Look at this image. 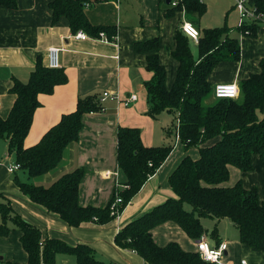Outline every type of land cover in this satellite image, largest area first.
<instances>
[{
    "label": "crops",
    "instance_id": "obj_1",
    "mask_svg": "<svg viewBox=\"0 0 264 264\" xmlns=\"http://www.w3.org/2000/svg\"><path fill=\"white\" fill-rule=\"evenodd\" d=\"M51 1L17 0L15 9L0 5V116L7 117L15 102L16 95L11 92L14 81H28L39 57L48 67V50L52 46L61 48L60 68L66 72L67 81L56 86L53 93L40 95V106L36 109L26 145L39 142L64 115L76 111L80 99L94 96L98 103L99 96L108 90L117 94L119 100L107 99L103 110L85 111L78 139L68 144L58 167L37 178L35 183L48 186L63 174L83 168L81 204L104 207L116 189H123L127 182L126 173L118 162V131L121 127L138 128L146 145H173L174 149L115 219L106 224L89 221L70 226L22 194L16 175L20 180H26L27 173L22 168L13 172L9 170V164L16 161L8 151L7 141H3L0 142L2 200L10 201L14 214L18 213L38 226L44 237L61 238L72 245L90 244L96 258L104 262L150 264L137 251L118 245L116 235L123 225L162 204L169 197H176L169 177L182 158L190 153L183 149L180 139L177 140V115L168 111L158 115L150 112L146 84L153 73L148 68L147 57L153 51H139L135 47L136 43L159 38L160 47L156 51L167 73L175 72L176 77L179 62L173 56V51L177 45V32H183L184 23H191L201 33L206 28L228 26L229 34L239 40L241 58L239 61H223L235 64L233 73L215 76L213 71L210 81L213 86L220 82L239 84L241 78L260 70V61L264 58V24H257L255 33H244L238 26L240 13L235 0H229V6L217 0V12L212 14L209 2L213 0H201L207 6L204 14L186 10L184 4L181 10L171 14L173 6L170 0H108L87 7L86 13L93 25L115 27V34L109 37L107 32L101 31L109 39L104 41L81 29L77 32H85L89 37L76 39L73 35L77 32L71 29L67 18L62 17L53 23ZM190 40L194 52H197L196 42ZM171 84L168 86L171 87ZM132 94H136L137 98L125 105L123 101ZM198 154L199 151L192 150L190 155L197 157ZM254 165V170L243 172L241 179L246 187H258L260 199L264 201V165L259 156L254 157ZM233 167H230V173ZM234 183L228 181L227 184ZM222 219L227 221L228 227H236L229 218H214L213 228L202 237L212 245L221 242L228 244L223 263L243 264L242 261L246 260L245 264H264V249L242 242L235 227L230 238L227 228H221ZM3 222L0 212V224ZM7 224L9 233L0 235V264L27 263L29 255L22 244V230L13 220H8ZM215 227L218 228L217 238L211 235ZM152 234L160 245L178 241L183 249L197 251L198 240L192 239L175 221L154 227ZM56 264H77V258L74 254L59 253Z\"/></svg>",
    "mask_w": 264,
    "mask_h": 264
},
{
    "label": "trees",
    "instance_id": "obj_2",
    "mask_svg": "<svg viewBox=\"0 0 264 264\" xmlns=\"http://www.w3.org/2000/svg\"><path fill=\"white\" fill-rule=\"evenodd\" d=\"M108 0H52L53 23L62 17L68 19L74 32L85 30L94 36L101 31L115 34V27L93 25L86 8ZM259 10L264 11V0H253ZM206 12L207 6L201 0H182L171 8V14L181 10ZM0 5L15 9L17 0H0ZM258 25H245L255 33ZM228 26L206 28L200 32L195 54L190 38L178 31L173 56L179 66L171 85L167 84V71L161 62L159 38L136 43L139 51L151 52L148 68L153 76L146 84L150 112L158 115L164 111L177 115L176 133L185 151L198 148L199 154L185 155L169 180L176 197H169L152 210L123 225L116 235V243L137 251L152 264H208L198 251L183 249L178 241L166 245L158 244L152 234L154 227L167 221H175L194 240L207 232L203 217L229 218L238 228L240 240L253 247L264 249V201L260 199L256 186L246 187L243 180L233 185L230 167L242 172L254 170V157L259 156L264 165V58L260 70L252 72L239 82L238 98H217L210 76L223 61H239L241 46L239 40L229 34ZM67 81L66 72L46 67L37 59L28 81H14L11 92L15 102L7 117L0 116V142L7 141L8 151L16 163L27 173L26 180L16 181L22 194L29 200L59 216L70 226H79L93 221L106 224L118 215L113 213L112 204L117 196L120 213L140 191L148 178L153 175L172 153L173 145H146L138 128L121 127L118 131V162L126 173L125 188H117L110 202L104 207L82 205L80 183L83 168L67 172L51 185L35 183V180L56 169L61 163L68 144L78 139L85 111L101 110L94 96L80 99L76 111L64 115L39 142L26 145V138L32 128L36 109L40 106V95L51 94L56 86ZM1 157V156H0ZM1 159V158H0ZM0 212L4 222L0 224V235L9 233L8 220L22 230V244L29 255L27 263L7 262L6 264H56L59 253L74 254L77 264H116L96 258L94 248L87 243L72 245L61 238L44 237L41 229L14 214L10 201L2 200ZM192 206L187 209L185 204ZM211 235L218 237L215 227Z\"/></svg>",
    "mask_w": 264,
    "mask_h": 264
},
{
    "label": "built area",
    "instance_id": "obj_3",
    "mask_svg": "<svg viewBox=\"0 0 264 264\" xmlns=\"http://www.w3.org/2000/svg\"><path fill=\"white\" fill-rule=\"evenodd\" d=\"M181 0H170L171 5L177 6ZM235 4L240 13V20L238 26L242 29L245 25H257L264 24V11L259 10L257 6L253 3V0H235ZM183 32L193 39L195 42H198L200 37V31L193 26L191 23H184ZM246 34L250 33L249 29L245 30ZM76 39H86L89 35L85 32H77L73 35ZM100 40L109 41L105 32H100ZM61 48L52 46L48 50V67L58 68L60 67L59 54ZM214 95L217 98H238L240 95V87L237 82H220L214 86ZM137 98L136 94L130 95V97L123 101L125 105H129ZM107 99L119 100L117 94L105 90L101 96L98 98V104L101 107V110L104 109V103ZM177 140L180 139L178 133H176ZM9 170L11 172L21 168L19 163L9 164ZM126 187V184L123 188ZM123 201L121 196H117L116 200L112 204L113 213L117 215L120 214L119 204ZM228 244L226 242H221L219 245H212L208 239L202 237L197 241V251L200 254V257L206 261L208 264H224L223 258L227 251ZM243 264L246 263V260L242 261ZM152 264V263H150Z\"/></svg>",
    "mask_w": 264,
    "mask_h": 264
},
{
    "label": "rangeland",
    "instance_id": "obj_4",
    "mask_svg": "<svg viewBox=\"0 0 264 264\" xmlns=\"http://www.w3.org/2000/svg\"><path fill=\"white\" fill-rule=\"evenodd\" d=\"M215 3H217V0H213V1H210L209 2V7H210V14H212L213 12H217V5L215 4ZM219 3V2H218ZM230 3V1L229 0H221V2H220V4H223V5H228ZM229 6V5H228ZM227 6V7H228ZM205 20H208L207 18H205ZM221 24H222V22H221ZM220 24V25H221ZM194 41V40H193ZM197 43V42H196ZM194 44V43H193ZM249 51H250V49H249ZM195 54H197V52H195ZM234 69H235V64L234 63H228V62H221V63H219L218 64V66L216 67V69L214 70V73H215V76H219V74L220 73H222L224 76H228V75H230L231 73H233V71H234ZM168 72V71H167ZM169 78V79H168ZM174 78H175V72L173 73H171V74H168L167 73V83L170 85L171 83L173 84V80H174ZM241 80H243L242 78L240 79V81ZM171 84V85H172ZM215 84V83H214ZM167 118H168V116H167ZM3 141H1V143H2ZM183 149H184V147H183ZM199 151V149L198 148H192L191 150L189 149L188 151H189V153L191 154V151ZM193 155V154H192ZM243 174V172L239 169V168H237V167H233L232 168V173H231V178L229 179V183H234L235 181H236V179H237V177L239 178V179H241V175ZM243 179V178H242ZM185 206H186V208L187 209H191L192 208V206L190 205V204H188V203H186L185 204ZM216 220H214V218L213 217H203L202 218V222H203V224L204 225H206L205 227L207 228V231H209L210 229H211V227L213 228V224H214V222H215ZM227 224V221L225 220V219H222L221 220V228L222 227H224V228H227V231L229 232V237L231 238L232 237V232L234 231L233 230V228L235 227H233V225H229V227L226 225ZM236 229L235 230H237V231H235V232H239V230H238V228L237 227H235Z\"/></svg>",
    "mask_w": 264,
    "mask_h": 264
}]
</instances>
